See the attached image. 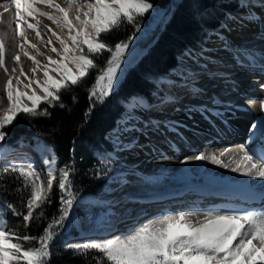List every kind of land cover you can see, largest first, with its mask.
<instances>
[{
    "label": "snow or ice",
    "instance_id": "1",
    "mask_svg": "<svg viewBox=\"0 0 264 264\" xmlns=\"http://www.w3.org/2000/svg\"><path fill=\"white\" fill-rule=\"evenodd\" d=\"M237 2L239 7L247 10L246 14H226L225 22L220 25L221 31L207 36L208 43L213 42L214 37L220 41V47L227 50L234 46L223 35V31L230 30L231 25H264V16H257L255 13L256 8L264 11V0ZM10 3L15 8L16 35L22 38V42L18 43L19 52L14 53L12 59L20 64V57L23 55L32 62L33 67L30 69L31 77L25 73L23 66L20 67L19 75H16V68L9 72L6 66L7 34H0V68L4 69L8 77L5 84L7 107L0 113V187L11 178L20 182L16 191L21 192L19 204L0 201V264H51V248L57 234L56 229L64 226L77 201L73 191L76 169L70 164L58 167L56 154L39 141L33 151L44 157V169L35 166L33 158L27 153L17 157L20 162H11L9 156L12 153L5 145L8 136L5 129L20 115L31 118L50 117V108H65L62 94L80 86L92 69L99 68V75L89 89V99L102 103L119 83L125 53L132 39L129 37L127 42L112 45L102 34L119 30L124 25H135L136 31H139L140 18L148 14L154 4L150 0H65L66 6L56 3V0H10ZM39 5L52 11H42ZM5 11H8L7 7ZM73 11L74 17L70 16ZM29 17L35 23H28ZM36 17H45L61 30H67L65 35H60L47 25L42 26L56 38L59 48L51 46V39H42L41 22ZM22 24L34 31L42 43L51 46L49 50L56 58L45 55L36 44L31 43L21 31ZM260 35L264 39V29ZM29 48L35 51V55L29 52ZM207 51L208 48H201L197 63ZM104 52L110 56L106 66L100 68L97 58ZM37 56H44L46 63H41ZM192 56L193 53L190 52L188 58ZM236 62L241 63V60L237 59ZM202 67L206 68L207 64ZM37 73H42V76ZM195 75L191 69L180 74L185 87L188 79ZM161 80L163 82V78ZM169 83L175 86V81ZM194 92L198 94L202 89L195 88ZM72 99L75 101L76 97L73 96ZM172 99L173 96L167 95L161 99V103ZM2 102L3 98H0V103ZM42 105L47 107H41ZM260 106L264 112V100L260 102ZM90 111L91 106L85 116ZM251 127L256 129L257 124H252ZM131 130L127 126L122 129L125 132ZM23 146L21 142V147ZM46 153L51 155L46 156ZM191 159L209 160L234 173L264 180V152L257 154L244 145L236 151L228 149L219 155L200 153ZM54 188H58L61 194L59 216L53 217L41 234H28L32 225L47 219L45 209L52 203ZM7 214L17 220L5 219ZM193 215L195 213L191 212L166 215L145 223L124 236L88 239L83 243L66 244L65 247L72 250L74 256L84 258L86 264L89 260L91 264H264V208L208 210L203 212V220L195 222L190 218Z\"/></svg>",
    "mask_w": 264,
    "mask_h": 264
},
{
    "label": "bare ground",
    "instance_id": "2",
    "mask_svg": "<svg viewBox=\"0 0 264 264\" xmlns=\"http://www.w3.org/2000/svg\"><path fill=\"white\" fill-rule=\"evenodd\" d=\"M56 3L66 6L65 0H56ZM6 6L10 8V13L5 11ZM39 7L42 11H52L43 5ZM259 11V8L255 9L257 16ZM246 12L243 8L229 11L232 15H245ZM260 14L264 16V12ZM74 15L75 11L70 13V16ZM36 19L41 22L42 39H51V46L59 48L56 38L42 26L47 25L60 35H65L67 30H61L45 17ZM15 23L14 6L10 0H0V34H7L6 66L9 72L16 68V75H19L20 67L23 66L25 73L31 77L30 69L33 65L30 60L21 55L20 64H16L12 59V55L19 52L18 43L22 42L21 37L18 41ZM28 23H35V20L29 17ZM262 29L264 25L258 26L255 23L245 27L233 24L230 30L223 31V35L229 41H234L236 33L261 36ZM24 36L45 55L56 58L49 50L51 46H46L37 39L35 32L27 26ZM240 40L241 38L235 40V44L231 43L234 47L224 51L223 48H218L220 41L213 37V42L204 45V48L211 49L199 59V63L196 61L200 49H188L180 64L162 77V91L158 99L156 97L145 101L148 108L144 105V100L136 99L137 103L132 105L133 110H127L126 117L119 119L118 125L108 133L115 147L101 161L104 176L102 185L105 188L100 189L101 192L99 190L96 195H83L77 202L73 222L75 226L71 229L74 236L85 241L91 238L102 240L124 236L145 223L180 212L195 213L190 217L195 222L203 220V212L208 210L264 208V180L234 173L209 160L191 159L200 153L219 155L228 149L236 151L241 145L257 154L264 152V112L260 106V102L264 100V87L255 83L256 86L245 89V84L234 76L233 71L235 66H241L240 72L248 70L251 73L250 80H258V77L264 80V41L249 38ZM28 50L35 55L33 49ZM190 52L193 53L192 58H188ZM37 59L46 63L44 56H37ZM237 59L241 63H237ZM205 64L207 67H202ZM186 69L196 73L195 77L188 79L187 87L180 78V74ZM37 75L42 76V73ZM7 78L4 69L0 68V96L6 95L4 83L6 84ZM216 79H219V83ZM21 80L27 83L24 77ZM170 81H175V86ZM211 82L219 87H216V94L208 96ZM13 84L15 85V80ZM227 84L231 86L226 88ZM258 87L263 89L257 90ZM195 88L202 89V92L195 93ZM185 94H188V99L180 105L178 100ZM167 95L174 99L161 103V99ZM249 101L253 103L250 104ZM136 105L142 107H134ZM6 107V103H0V113ZM133 111L135 115H132ZM252 124H257V128L252 129ZM125 126L132 130L122 131ZM33 144L20 138L7 146V150L12 153L9 158L14 156L20 162L17 157H22L25 153L29 155L33 151ZM40 162L45 168L42 159ZM57 165L61 166L58 161ZM177 182L180 185L175 186L174 183ZM251 196L256 201H250ZM136 200H139V204L147 203L155 212L150 214V209L139 210L138 204L123 206L125 202Z\"/></svg>",
    "mask_w": 264,
    "mask_h": 264
},
{
    "label": "trees",
    "instance_id": "3",
    "mask_svg": "<svg viewBox=\"0 0 264 264\" xmlns=\"http://www.w3.org/2000/svg\"><path fill=\"white\" fill-rule=\"evenodd\" d=\"M150 2L154 4V8L140 18V30L144 27L148 29L151 23L155 24L163 12L168 10V14L145 52L128 65L109 97L102 103L89 99V89L99 75V68L92 69L80 86L62 94L65 108L58 106L50 108V117L31 118L21 115L5 129L12 137L32 132L53 149L60 165H72L76 169L73 185L76 197L86 192H98L102 188L103 181L90 175L93 151L111 148V143L105 135L115 127L118 119L128 109L131 100L135 97L153 99L157 90L156 78L175 66L178 56L185 50L199 49L209 32L220 27L228 10L239 7L237 0H150ZM139 31H136L135 25H124L119 30L102 35L106 41L114 45L121 41L127 42L129 37L132 38V42L137 38ZM109 56V53L104 52L97 58L100 68L106 66ZM73 96L76 97L75 101L72 99ZM90 106L91 111L85 116ZM18 187L20 182L8 178L0 187V201L19 204L21 192L16 191ZM59 197L57 188H54L52 203L45 209L47 219L32 225L28 229V234H41L44 226L53 217L59 216L62 207ZM71 213L72 211L64 226L56 229L57 234L51 248L53 253L51 264H86L84 258L74 256L72 250L65 247L67 244L65 237L72 228ZM4 218L17 220L10 214ZM88 264H91L90 260Z\"/></svg>",
    "mask_w": 264,
    "mask_h": 264
},
{
    "label": "rangeland",
    "instance_id": "4",
    "mask_svg": "<svg viewBox=\"0 0 264 264\" xmlns=\"http://www.w3.org/2000/svg\"><path fill=\"white\" fill-rule=\"evenodd\" d=\"M242 8L241 7H238V9H236V10H241ZM229 11L230 10H228V12H227V14H231V13H229ZM231 11H234V10H231ZM264 11H262L261 12V9H260V11H259V13H258V16H261L262 14H260V13H263ZM233 13H235V12H233ZM167 14H168V10L167 11H165V12H163L162 13V15H160V17H158V21L155 23V24H150L149 25V27H148V29H146L145 27L142 29V30H140L139 31V34H138V36H137V38H135L130 44H129V48H128V50H127V52L125 53V63L122 65V70H121V73L119 74V76H120V79L122 78V76L124 75V73H125V70H126V68L128 67V65H130V64H132L134 61H136V59L142 54V53H144L145 52V50H146V48H147V46H148V44L154 39V37L156 36V33H157V31L160 29V27H161V25L163 24V21H164V19H165V17L167 16ZM236 15H240V14H238V13H236ZM226 17V16H225ZM225 17L222 19V23H224L225 22ZM221 23V24H222ZM146 25V24H145ZM21 28H22V30H23V33H25V31H26V25H24V24H22L21 25ZM221 31V29H220V27L218 28V29H214V30H211L210 32H209V34H208V36L209 35H213V33L214 32H216V31ZM242 34V33H241ZM240 33H236V35L234 36L235 37V39H234V41L232 40H230V42L232 43V44H235L234 42H235V40H238V39H240L241 38V40H242V38H244V39H248L249 38V40L250 39H256L255 41H257V40H262V39H260L261 38V36H255V35H252L251 33H247V34H245V33H243L242 35H241ZM240 40V41H241ZM263 41H264V39H263ZM207 43V37H206V39L204 40V42H203V44H202V46L200 47V50H201V48H204V45ZM259 46V45H258ZM236 47V46H235ZM218 48L219 49H221L222 50V47H220V46H218ZM208 49H211V48H208ZM192 50H199V49H192ZM224 51H225V49H223ZM187 54H185V55H183V56H181V57H178L177 58V62H176V64H175V66L174 67H172L171 69H169V71L168 72H170V71H173V68L175 69L179 64H180V61L182 60V58H184L185 56H186ZM3 79V78H2ZM119 79V80H120ZM247 80V79H246ZM6 82V81H5ZM243 82H245V81H243ZM156 84H157V90H156V92H154V96H153V99H156V97H157V99H158V96H160V94H161V87H160V85H161V79L159 80L158 79V81L157 82H155ZM215 83V82H214ZM212 84V86H211V89H210V91L208 90L207 92H208V96H211V94L213 93V92H215V90L219 87V86H216L217 84ZM4 85H5V83H4ZM261 85H263V84H261ZM246 85H244V88L245 89H250V88H248V87H245ZM217 87V88H216ZM263 88H257V90H262ZM256 90V89H255ZM5 93V92H4ZM184 94V93H183ZM182 94V95H183ZM206 94V93H205ZM181 95V96H182ZM188 94H185L184 96H182V97H180V99L178 100L179 101V104L181 105V104H183V102H186L187 101V96ZM0 98H3V102H2V104H5L6 103V105H7V101H6V95H4V94H2L1 96H0ZM139 98H141V97H139ZM260 98H262L263 99V97H260ZM260 98H258V99H260ZM142 100H144L143 102L145 103L144 105L148 108V106L146 105V102L145 101H148L149 99H147V98H141ZM152 99V100H153ZM151 101V100H150ZM156 101V100H155ZM155 101H153V102H155ZM135 102L137 103V100L136 99H132L131 100V102H130V104H129V106H128V110H133L132 109V105H134L135 104ZM150 109H152V107L151 108H149L148 110H150ZM128 113L127 112H124L122 115L124 116L123 118H125L126 117V115H127ZM132 115H135V113H134V111H133V113H132ZM21 116V115H20ZM117 125H118V123H117ZM109 133V132H108ZM108 133H106V135H105V137H106V139L111 143V149L113 148V147H115V144H113L114 142L110 139V137H109V134ZM20 138H23L25 141H29V142H32V143H34L33 144V146L35 147V145L37 144V142L39 141V142H43L46 146H48L51 150H52V152H54L53 151V149L49 146V145H47L41 138H39V136H37V135H35V134H33L32 132H27V133H25V135H22V134H20L19 136H15V137H12V136H10V135H8L7 136V138H6V141H5V145L6 146H9V145H12V144H14V143H16L17 141H19V139ZM25 144H27V142L25 143ZM28 145V144H27ZM10 148V147H9ZM114 149V148H113ZM109 151H106L105 149L104 150H98V149H96V150H94L93 151V160H92V164H91V166H90V175H92V176H96V177H98V178H100V180H104V176H103V172H102V170H101V161H103V159H104V157H106V155L108 156V153ZM31 153H33L32 151L30 152V154ZM46 154H48V156H50L51 155V153H46ZM12 157H14V156H12ZM42 159H44V157H42ZM9 160L11 161V162H13V163H17L16 161H13V158H9ZM58 166V165H57ZM58 167H64V165H61V166H58ZM250 180H251V178H250ZM174 185L175 186H178V185H180V182H177V183H174ZM105 188V186L103 187V185H102V188H101V190H103ZM101 190H100V192H101ZM57 191H58V193H59V190H58V188H57ZM59 195H61L60 193H59ZM79 199L80 198H78L77 199V201H76V203H75V205H74V208L71 210L72 211V213H71V224H72V226L74 225L75 226V224L73 223L74 222V215H75V209H76V204H77V202L79 201ZM73 228V227H72ZM71 228V229H72ZM70 229V230H71ZM75 229L77 230V228L75 227ZM73 231L71 230L70 231V233L65 237V242L67 243V244H75V243H83V242H85V240H80V239H78L76 236H74L73 234ZM76 234V233H75Z\"/></svg>",
    "mask_w": 264,
    "mask_h": 264
}]
</instances>
